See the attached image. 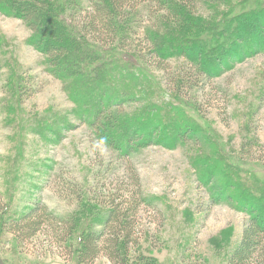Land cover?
<instances>
[{
  "label": "rangeland",
  "instance_id": "rangeland-1",
  "mask_svg": "<svg viewBox=\"0 0 264 264\" xmlns=\"http://www.w3.org/2000/svg\"><path fill=\"white\" fill-rule=\"evenodd\" d=\"M185 1L196 11H207L202 0ZM260 1L227 4L241 10ZM29 36L20 19L0 12V209L6 218L17 219L38 205L43 226L33 236L20 234L21 241L0 230V264H78L79 238L101 217L103 204L116 199L129 207L125 200L133 193L148 201L135 216L127 212L132 232L127 259L110 260V250L102 248L93 264H226L247 215L226 203L227 192L234 193L226 192L221 176L220 186L211 189L213 198L191 165L199 160L224 167L227 160L247 182L255 179L251 188L256 196L263 194L264 55L226 60L220 76L204 82L202 89L183 87L181 93L173 89L180 59L163 63L161 71L149 65L153 84L136 71L126 82L120 74L127 70L116 67L114 82L109 81L115 86L106 84L112 85L106 101L119 95V103L112 104L114 97L107 107L126 120L118 138L140 129L139 124L144 128L154 103L163 106L158 116L164 129L175 131L170 117L177 124L183 118L208 144L169 148L137 142L138 149L122 154L100 141L88 120L73 114L75 102L61 81L44 70L43 56L28 45ZM213 58L209 63L217 67ZM174 104L180 108L171 109ZM96 111L89 106L81 115L93 118ZM162 132L159 139L172 145ZM71 214L73 228L68 231V223L62 231L54 218Z\"/></svg>",
  "mask_w": 264,
  "mask_h": 264
},
{
  "label": "trees",
  "instance_id": "trees-1",
  "mask_svg": "<svg viewBox=\"0 0 264 264\" xmlns=\"http://www.w3.org/2000/svg\"><path fill=\"white\" fill-rule=\"evenodd\" d=\"M202 1L206 12L196 11L192 2L185 0H0V12L20 19L30 31L28 45L41 53L44 70L61 81L64 92L75 102L77 111L73 110V114L88 120L100 141L124 154L127 148L138 149L141 142L166 144L169 148L180 144L201 148L208 144L203 136L192 132L190 123L183 118L177 124L172 121L177 118L170 117L171 129L175 131L164 129L158 116L163 106L154 103L148 109V115L153 116L143 121L144 128L139 124L140 129L118 138L124 118L116 110L109 112L107 107L114 97L112 104L119 103V95L113 94L111 101H106L115 86L110 82H114L116 67L127 70L120 74L126 82L134 78L131 71H136L153 84L155 76L149 65L161 71L163 63L180 59L173 89L181 93L183 87L198 89V85L220 76L226 60L233 63L250 55H264V0L254 6H242L241 10L232 9L234 6L227 0ZM209 58L217 60L218 66L210 64ZM89 106L97 111L93 118L85 119L91 115L81 114ZM179 106L174 104L171 109ZM162 131L172 145L159 139ZM191 166L210 191L215 185L220 186L221 176L226 192L234 193L227 192L226 203L247 215L226 264H264V188L263 194L256 196L251 188L255 179L247 182L227 160L225 168L199 160ZM205 179L209 184L203 182ZM127 198L129 207H123V202L116 199L108 206L103 204L101 217L79 238L78 264H93L102 248L110 250V260L125 262L132 235L127 212L132 210L135 216L142 202L148 201L135 193ZM6 216L0 209V230L18 235L20 241V234L33 236L43 226L38 205L31 206L20 218ZM54 219L61 222L62 231L68 229V223V231L73 228V214L56 215Z\"/></svg>",
  "mask_w": 264,
  "mask_h": 264
}]
</instances>
